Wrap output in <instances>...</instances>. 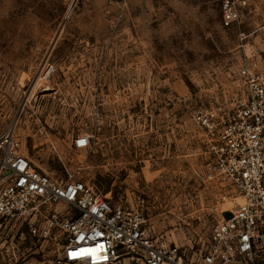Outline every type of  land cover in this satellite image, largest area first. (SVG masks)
Masks as SVG:
<instances>
[{"label": "rangeland", "instance_id": "1", "mask_svg": "<svg viewBox=\"0 0 264 264\" xmlns=\"http://www.w3.org/2000/svg\"><path fill=\"white\" fill-rule=\"evenodd\" d=\"M246 1L225 28L217 0H0V129L14 123L37 167L136 208L191 259L237 203L204 180L213 156L194 112L237 108L239 69L264 71V0ZM41 222L0 219V264L55 257L61 235L30 232Z\"/></svg>", "mask_w": 264, "mask_h": 264}, {"label": "built area", "instance_id": "2", "mask_svg": "<svg viewBox=\"0 0 264 264\" xmlns=\"http://www.w3.org/2000/svg\"><path fill=\"white\" fill-rule=\"evenodd\" d=\"M122 10L129 0H105ZM221 25L231 27L246 0H217ZM255 65V64H254ZM243 65L238 71L245 100L235 109H198L194 121L206 138L213 161L204 180L230 186L237 203L214 224L205 246L191 259L162 236L154 235L143 213L112 202L93 183L74 173L58 175L37 167L21 151L12 123L0 129V219H41L31 234L61 235L48 264H264V71ZM75 149L88 147L78 136Z\"/></svg>", "mask_w": 264, "mask_h": 264}]
</instances>
